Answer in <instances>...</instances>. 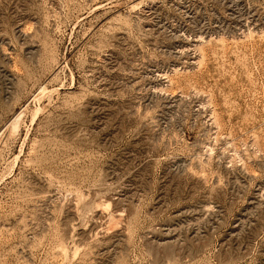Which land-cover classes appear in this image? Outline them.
<instances>
[{
	"label": "rangeland",
	"instance_id": "374dc122",
	"mask_svg": "<svg viewBox=\"0 0 264 264\" xmlns=\"http://www.w3.org/2000/svg\"><path fill=\"white\" fill-rule=\"evenodd\" d=\"M0 264H264V0H0Z\"/></svg>",
	"mask_w": 264,
	"mask_h": 264
}]
</instances>
